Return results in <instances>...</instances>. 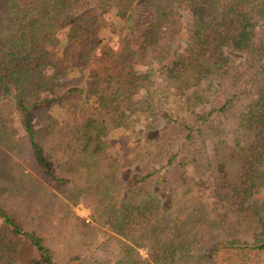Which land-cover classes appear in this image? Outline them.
<instances>
[{
    "label": "trees",
    "instance_id": "trees-1",
    "mask_svg": "<svg viewBox=\"0 0 264 264\" xmlns=\"http://www.w3.org/2000/svg\"><path fill=\"white\" fill-rule=\"evenodd\" d=\"M263 256L264 0H0V264Z\"/></svg>",
    "mask_w": 264,
    "mask_h": 264
},
{
    "label": "rangeland",
    "instance_id": "rangeland-1",
    "mask_svg": "<svg viewBox=\"0 0 264 264\" xmlns=\"http://www.w3.org/2000/svg\"><path fill=\"white\" fill-rule=\"evenodd\" d=\"M58 37L60 39H63V36L61 34H58ZM117 40L114 37H111L109 44L116 47ZM64 50H67L66 52ZM77 56V50L74 48H69L68 46H63L62 53H61V59L66 61H70L72 66H77L79 68L78 70L70 71L71 66H68L69 74L66 75L65 80H75L79 75L84 76L85 70L82 67L81 62H79L76 58ZM63 80V78H62ZM147 124V121L143 117H136L130 121V125L132 126L131 130H126L124 128L113 130L110 129L109 132L105 133L103 135V140L111 147L110 150L117 151L119 148H116L122 145H126V147L130 148H139L140 144H143L140 141L141 134L139 132L144 130L145 125ZM37 126V124L35 123ZM74 213L79 216L80 218L84 219L87 223H90V212L89 210L84 207L83 205H78L74 207L73 209ZM142 256L145 257V252L140 251L139 252ZM252 264H264V256L263 257H257L252 259Z\"/></svg>",
    "mask_w": 264,
    "mask_h": 264
}]
</instances>
